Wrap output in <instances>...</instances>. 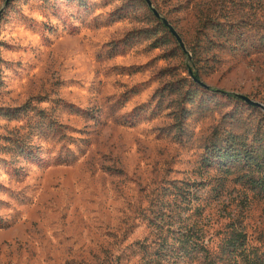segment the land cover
<instances>
[{
  "label": "rangeland",
  "instance_id": "1",
  "mask_svg": "<svg viewBox=\"0 0 264 264\" xmlns=\"http://www.w3.org/2000/svg\"><path fill=\"white\" fill-rule=\"evenodd\" d=\"M151 2L189 49L208 14L245 42L189 60L145 0H0V264H205L230 221L264 251L260 173L204 163L229 133L264 156L234 96L264 107V0Z\"/></svg>",
  "mask_w": 264,
  "mask_h": 264
},
{
  "label": "trees",
  "instance_id": "2",
  "mask_svg": "<svg viewBox=\"0 0 264 264\" xmlns=\"http://www.w3.org/2000/svg\"><path fill=\"white\" fill-rule=\"evenodd\" d=\"M161 23L163 28L168 31V28L164 25L162 20ZM199 24L201 27L200 32L204 36L207 45L201 46L199 44L193 49L187 47L182 49L181 47L185 56L189 60H201L205 52L212 51L217 47L216 40L220 43L219 45L234 44L235 50L238 49L241 43L245 42V33L241 32L237 23L222 21L219 19V16L208 14L201 16ZM207 31H210L211 34ZM241 46L245 45L242 44ZM193 74L194 76H190V78L196 85H199L194 80V77L201 80L199 72L193 71ZM226 96L233 97L231 94H226ZM21 145L22 144L20 143V146ZM207 149L208 152L205 156L204 163L212 165V161H220L221 165L225 164L224 172L227 175H233V168L242 162V160H245L249 166L255 167V172L260 173V176L255 178L253 177L254 174H249L247 178L256 188L264 193V156L254 157L251 155L247 149V142L242 136L229 133L224 140L220 139L219 141L214 142V144ZM22 152H25V150L23 149ZM228 162H232L233 167L227 165ZM220 234L223 237L218 246L213 249L206 244L205 241H202L201 237L196 241L194 248L198 254H203L202 257L204 258L205 264H264V251L258 246L250 245L247 234L237 227L235 221H230L226 225L225 230Z\"/></svg>",
  "mask_w": 264,
  "mask_h": 264
},
{
  "label": "water",
  "instance_id": "3",
  "mask_svg": "<svg viewBox=\"0 0 264 264\" xmlns=\"http://www.w3.org/2000/svg\"><path fill=\"white\" fill-rule=\"evenodd\" d=\"M150 9H152L153 13L155 14V16L159 19H161L164 23V25L171 31V33L174 35V37L177 39V41L179 42L180 46L182 47V49H185V44L184 42L182 41L181 37L178 35V33L176 32V30L174 29V27L169 23L168 20L164 19L161 17V15L158 13V11L156 9L153 8V4L151 2V0H145ZM9 2V1H8ZM7 2V3H8ZM190 71V76L193 77L194 74H193V71L192 70H189ZM194 80L202 87L206 88V89H209V87L204 84L201 80H198L196 77H194ZM226 94V93H225ZM234 96L238 99H241L243 100L244 102H246L247 104H249L250 106H254V107H258V108H261L264 110V107L263 105L251 100L250 98L246 97V96H243V95H239V94H234Z\"/></svg>",
  "mask_w": 264,
  "mask_h": 264
}]
</instances>
